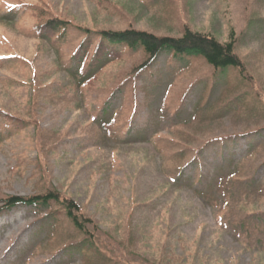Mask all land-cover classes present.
Here are the masks:
<instances>
[{
  "label": "rangeland",
  "instance_id": "rangeland-1",
  "mask_svg": "<svg viewBox=\"0 0 264 264\" xmlns=\"http://www.w3.org/2000/svg\"><path fill=\"white\" fill-rule=\"evenodd\" d=\"M108 1L117 9L102 10L96 0H0V195L26 197L48 189L65 194L114 239L115 256L121 258L127 250L136 254L134 264H264V245L256 235L242 234L228 210L210 206L190 188L170 186L173 177L163 172L153 146H120L100 133L82 109L50 103V92L67 86L55 54L47 43L25 34L34 24L27 11L9 13L12 6H41L86 26H133L160 36H179L186 23L220 42L232 32L236 53L264 96V0ZM158 17L169 24L154 25ZM62 95L73 98L70 89ZM199 97L198 92L191 95L189 110ZM7 114L29 122L8 130L2 124ZM226 117L197 129L203 141L245 125ZM152 123H159L163 134L167 130L158 115ZM258 207L264 211V201ZM35 216L21 207L0 215V264H80V256L52 258L54 238L65 235L68 227L31 239ZM128 228L134 237L130 243L125 240ZM179 236L185 240L176 241ZM119 242L121 252L116 251Z\"/></svg>",
  "mask_w": 264,
  "mask_h": 264
},
{
  "label": "trees",
  "instance_id": "trees-1",
  "mask_svg": "<svg viewBox=\"0 0 264 264\" xmlns=\"http://www.w3.org/2000/svg\"><path fill=\"white\" fill-rule=\"evenodd\" d=\"M96 5L102 10L110 6L111 12L117 9L108 0H96ZM27 8L12 6L9 13L14 9L29 13L34 24L25 34L48 44L67 85L50 92V103L82 109L100 133L120 146L150 144L163 172L173 177L171 187L190 188L210 206L228 210L229 220L242 234L256 235L264 245V211L258 207L264 201V96L236 53L235 35L230 32L227 41L220 42L184 23L179 36H160L133 26H86L41 6ZM157 19L154 25L169 24ZM67 89L73 98L62 95ZM196 92L200 97L189 110ZM154 115L167 124L164 134L159 123H152ZM228 115L245 125L203 141L197 129L221 123ZM28 122L19 115L2 117L8 130L25 128ZM33 125L41 134L37 121ZM152 138L155 142H150ZM0 204V215L20 207L36 215L32 240L69 228L54 238L52 258L80 256V264H134L136 254L126 249L125 256H115L114 239L72 198L55 189L26 197L0 195ZM125 240H134L130 228ZM120 244L116 251L121 252Z\"/></svg>",
  "mask_w": 264,
  "mask_h": 264
}]
</instances>
